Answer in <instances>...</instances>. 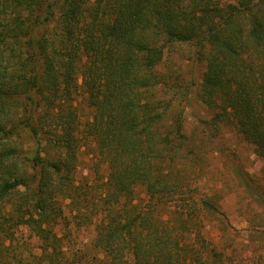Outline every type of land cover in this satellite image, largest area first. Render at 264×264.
Returning <instances> with one entry per match:
<instances>
[{
  "label": "trees",
  "instance_id": "1",
  "mask_svg": "<svg viewBox=\"0 0 264 264\" xmlns=\"http://www.w3.org/2000/svg\"><path fill=\"white\" fill-rule=\"evenodd\" d=\"M178 46L204 65L200 83L164 71ZM79 76L93 109L84 133L107 167L90 214L75 177ZM193 93L213 110L208 122L233 124L264 157V0H0L8 218L46 240L70 200L94 217L106 264H225L203 232L208 217L225 221L216 194L182 195L189 174L178 166L196 155L184 132Z\"/></svg>",
  "mask_w": 264,
  "mask_h": 264
},
{
  "label": "rangeland",
  "instance_id": "2",
  "mask_svg": "<svg viewBox=\"0 0 264 264\" xmlns=\"http://www.w3.org/2000/svg\"><path fill=\"white\" fill-rule=\"evenodd\" d=\"M190 54L189 47L178 46L164 71H172L179 82L200 83L204 65L192 64ZM78 84L73 92L80 137L75 177L88 196L81 208L85 211L87 203L90 214L97 210L107 167L96 155L94 141L84 133L93 109L87 103L80 76ZM213 114L196 93L191 95L184 110V132L196 144V155L194 162L178 166L189 174L183 198L216 194L225 221L222 224L218 217H208L203 232L211 246L224 254L225 264H264V157L233 124L219 122L215 128L208 122ZM24 141L26 146L30 142ZM134 195L135 202L146 203L142 187H137ZM69 201L62 199L58 220L46 225L50 236L46 240L39 238L33 227L9 219L15 212L11 201L0 205V264H106L104 253L94 245V217L79 216L78 206L69 205Z\"/></svg>",
  "mask_w": 264,
  "mask_h": 264
}]
</instances>
